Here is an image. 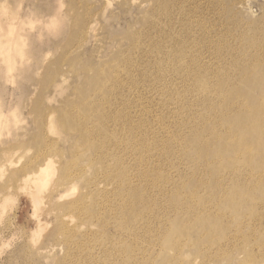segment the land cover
Listing matches in <instances>:
<instances>
[{"label":"bare ground","instance_id":"6f19581e","mask_svg":"<svg viewBox=\"0 0 264 264\" xmlns=\"http://www.w3.org/2000/svg\"><path fill=\"white\" fill-rule=\"evenodd\" d=\"M81 1L73 0L71 12L75 3ZM130 1L136 0H122V6ZM19 8L20 5L13 10L8 0H0V59L5 64L0 65V77L5 80L4 88L14 81L12 73L18 67L9 62L11 44L16 47L19 40L20 45L24 44L20 37L25 31L24 17L32 14L28 8L24 12ZM104 12V8H98L89 14L96 15L87 21L84 34L96 33ZM55 18L56 14L50 15L51 21L55 22ZM159 19L157 16L151 23L153 29L160 28ZM241 35L243 42L257 50L264 44V17ZM160 37L157 32L137 31L127 48L114 37V54L101 65L88 67L82 83L76 82L79 65L71 63V74L33 80L31 85H37V89L31 87L25 99L28 113L33 116L32 131L22 126L21 132H13L16 127L8 121V115L16 108L9 103L12 95L5 104L0 99V155L10 161L25 135L33 138L31 143L36 150L25 164L26 172L22 170L26 181L21 188L31 196L28 184L46 180L56 169L54 163L59 162L55 188L60 193L51 199L56 211L52 237L60 242L68 258L75 247L82 259L78 248L81 241L92 258L97 255L89 247L98 241L102 251L112 257V263L124 264H164L166 250L173 253L172 263L183 264L192 255L208 256L205 250L213 240L219 243L218 253L225 252L224 243L238 245L237 249L246 252L244 244L255 242L244 221L238 228L231 226L220 203L227 200L232 209L241 211L247 205L259 207L264 217V160L254 163L250 171L255 175L237 170L238 153L245 158L252 156L250 143L244 140L231 147L228 135V129H238L241 136L255 141L254 155L264 151V52L246 62L237 56L241 61L231 67L211 68L194 61L183 50L181 40L170 60L156 68L149 81L148 90L154 91L157 100H150L147 92L134 99L136 86L130 72L139 74V80L156 67L157 58L165 55L162 46H158ZM205 38L209 39L207 46H227L224 40L215 42L214 34ZM74 39L70 40L73 44L77 42ZM151 40L155 41L152 45L148 44ZM2 43L5 49L1 51ZM76 50L77 47L73 52ZM147 56L152 59L144 60ZM218 61L215 57V64ZM171 70L177 71L173 75L178 81H168L164 76ZM237 71L254 82L248 83L247 78L246 83L241 80L236 85L240 77L234 75ZM253 85L260 87L256 93ZM39 90L46 93L45 100L37 101ZM159 107H165V120L155 112ZM134 110L139 112L136 118ZM115 131L121 134L115 136ZM217 141L213 153L212 144ZM229 163L235 172L230 176L225 172ZM92 169H96L98 181L85 178L79 184L78 177ZM91 186L94 190L89 189ZM225 189L228 193L223 192ZM88 193L98 196L94 204L87 202ZM67 194L76 199L64 201ZM5 199L0 186V217ZM255 228L256 223L251 225V231ZM72 232L81 234L77 242L71 240ZM153 252L159 254L157 263L150 259ZM231 254L227 257L233 260L244 253ZM254 257L248 255L249 259ZM206 262L201 260L200 264Z\"/></svg>","mask_w":264,"mask_h":264},{"label":"rangeland","instance_id":"374dc122","mask_svg":"<svg viewBox=\"0 0 264 264\" xmlns=\"http://www.w3.org/2000/svg\"><path fill=\"white\" fill-rule=\"evenodd\" d=\"M8 2L11 3L13 10L20 5V12H24L26 8L32 11L30 16L24 17L25 31L20 33L24 44L20 45V40L16 47L11 44L12 56L9 62L18 65L12 73L11 79L14 81L7 83L4 88L5 80L2 76L0 77L1 102L5 104L11 94L12 99L9 103H13L11 108L16 107L13 109L14 113L8 115L9 124L16 127L13 132H21L22 126H27L29 131H32L33 116L28 113L25 99L31 87L36 86L37 89V85H31L33 80L40 77L52 78L61 73L71 74L69 65L75 64L79 65L77 74L79 77L76 78V82L82 83L88 67L101 65L100 62L108 60L114 54L116 50L114 37L120 39L123 48H127L132 41V34L137 31L148 30L161 34L158 46H162L165 55L157 58L156 67L145 73V78H139V80H137L139 74L130 72L135 80L134 86H136L133 92L134 99L147 92L150 100H157L154 91L148 90L149 81L156 74V68L170 60L181 40L183 50L189 56L194 57V61L198 60L202 65L211 68L231 67L235 62L241 61V58L237 56H242L246 62L264 52V44L255 50L242 41L243 35H241L244 30L255 27L263 20L264 0H181L178 3L176 0H136L133 3L131 1L124 3L123 6L122 0H82L77 5L75 3L74 12H71L73 0H8ZM138 3L143 4L138 5ZM98 8L105 9L104 17L98 20L100 21L98 27L103 24L106 28L100 27L99 29L96 25V30L98 29L95 30L96 33L84 34L87 21L96 15L89 16V14ZM51 14H56L55 22L51 21ZM157 16L161 20V23L157 21L160 28L153 29L151 23ZM210 33L215 35V42L224 40L227 46H207L206 41L209 39L205 37ZM73 37L77 39L75 44L70 42ZM154 43L153 40L148 42L151 45ZM73 45L77 47L78 52H73L75 49ZM3 49H5L4 43H2L1 51ZM215 57L219 60L217 64H215ZM143 59L152 58L147 56ZM0 65L5 66L2 59H0ZM176 72L171 70L164 76L167 75L168 81L175 82L178 81L177 76L173 75ZM236 74L240 75L236 85L241 80L246 83L245 79L249 76L243 78L239 71L234 75ZM252 82L254 80L248 78V83ZM253 88L255 89L253 93L260 89L258 85H253ZM70 93L75 94L71 91ZM69 94L65 95L63 101ZM45 96L46 93H41L39 90L36 99L37 101L45 100ZM164 111L165 107L155 109V112L160 114L159 117L162 116L165 120L167 115L163 114ZM132 113L134 118L139 115L137 110ZM258 118H261V115ZM34 119L37 120V117L34 116ZM115 133V136L121 134L117 131ZM228 135L231 136V147L244 143V140L246 144L250 143L252 156L245 158L243 153H238L237 157L240 160L236 161V164H238L237 170H241L243 174L255 175V172L250 170L255 162L264 160V151L254 155L256 153L255 141L252 137L241 136L238 129H228ZM31 140H33L32 137L25 135L22 138L23 144L15 149L14 154L10 156V161L0 155V186L6 197L4 214L0 217V264H124L119 261L112 263V257L102 251L98 241L92 242L95 244L93 248L89 247L91 253L97 255L96 258H92L82 241L78 246L82 259L75 247H73L72 257L68 258L69 254L65 253L60 242L52 237L56 227L54 217L56 211L53 210L55 206L51 199L60 193V189L55 188L59 174L57 170L59 162L54 163L56 169L48 175L46 180H38L37 184L30 182L27 188L32 195L27 194L21 188L26 181L22 170L26 172L25 164L36 151ZM218 142L212 144L213 153L216 152ZM83 159L86 160V157ZM131 159H134L133 155ZM212 169L208 171L214 173ZM225 172L229 176L235 173L232 163H229V170ZM96 175V169L90 170L82 177H78L79 184L84 183L85 178L91 182L98 181ZM89 189L94 190L92 186ZM38 192H40L39 201L36 195ZM223 192L228 193V190L225 189ZM87 195L89 204H94L98 200L96 194L88 193ZM75 197V195L67 194L64 201L74 200ZM220 205L230 217L231 226L238 228L239 223L244 221L246 231L251 232L255 242L244 244L246 252L243 249H237L238 245L232 247L229 243H224L225 252L218 253L219 243L213 240L208 243L211 247L208 249V246L205 250L208 256L192 255L183 264H200L201 260L207 261L202 264H264V217L261 216L260 208L247 205V208L242 211L236 210L230 207L227 200L221 202ZM255 223L256 228L251 231V225ZM95 227L93 226L92 230ZM80 236L81 234L72 232L71 240L77 242ZM211 236L215 238L213 233ZM60 237L63 240V236L60 235ZM194 250L197 249L194 248ZM239 251L244 254L236 259L231 257L233 260L227 257L230 253L236 255ZM249 254L255 257L249 259ZM218 255L221 257L217 258ZM172 256L173 253L166 250L164 264H174L171 262ZM194 257L196 259L193 260ZM150 259L155 260L156 263L159 262V254L153 252Z\"/></svg>","mask_w":264,"mask_h":264}]
</instances>
